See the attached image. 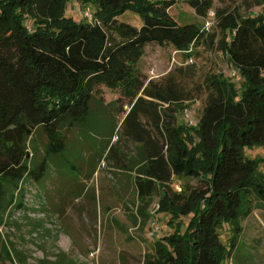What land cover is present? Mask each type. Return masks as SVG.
<instances>
[{
  "label": "trees",
  "instance_id": "1",
  "mask_svg": "<svg viewBox=\"0 0 264 264\" xmlns=\"http://www.w3.org/2000/svg\"><path fill=\"white\" fill-rule=\"evenodd\" d=\"M69 1L0 0V227L27 208L23 184L45 179L50 156L61 159L57 164L64 160L68 132L76 128L84 140L92 129L96 159L113 157L135 174L144 220L158 196L157 214H165L172 229L154 238L143 264H224L243 221L264 212V157L245 154L264 147L263 15L240 5L217 7L214 0H78L95 11L93 21H77L67 14ZM178 2L200 20L180 22L170 12ZM129 9L141 14V26L119 20ZM151 43L172 45L190 59L202 50L222 53L239 68L242 90L216 69L192 86L185 84L190 66L148 78L139 61ZM109 90L116 96L107 100ZM198 97L203 107L189 125L182 113ZM121 133L137 144L129 160L113 141ZM42 136L44 155L36 158ZM176 177L188 179L181 190ZM225 224L232 230L229 246L221 234ZM3 247L1 264L25 262L15 248Z\"/></svg>",
  "mask_w": 264,
  "mask_h": 264
},
{
  "label": "rangeland",
  "instance_id": "2",
  "mask_svg": "<svg viewBox=\"0 0 264 264\" xmlns=\"http://www.w3.org/2000/svg\"><path fill=\"white\" fill-rule=\"evenodd\" d=\"M214 1L217 7L240 5L243 11L248 10L247 13L264 17V5L248 8L244 0ZM87 9L95 11L92 3L70 0L67 14L77 21L88 20L85 16ZM170 12L182 23L200 20L185 2H178ZM119 20L137 27L143 23L141 14L131 9L122 13ZM180 65L194 69L185 81L188 86H192L206 71L216 69L242 90L239 68L230 65L222 53L202 50L201 56L190 59L176 52L172 45L151 43L139 61L144 74L154 79L166 76ZM234 69L239 71L237 75L233 74ZM115 96L109 90L106 99ZM187 103L194 118L198 119L203 107L201 98ZM97 111L94 117L101 116ZM109 130L106 127V131ZM76 131L74 128L68 132L72 141L63 154L64 160L57 164L55 162L61 159L50 156L45 179L41 182L31 179L23 184L27 208L14 211L8 222L0 227V256L4 251L3 245H7L12 251L15 248L19 256L27 257L22 264H51V261L59 259L65 262L73 260V264H143L145 254L153 248L154 238L172 231L163 213L154 215L158 196L146 210L148 219L144 220L139 213L143 201L137 196L132 174L119 167L113 157L103 155L96 159L95 151L99 150V144L95 131L87 129L84 140ZM116 136L113 141H119L117 153L126 156V160L133 158L136 142L123 133L119 139ZM74 140H77L76 145ZM46 141L47 137L40 138L36 158L44 155L43 143ZM245 154L251 158H262L264 147L246 148ZM261 168L264 170V162ZM187 181V178L174 179L175 186L182 183L181 188ZM190 182L198 183L197 179ZM242 224L244 230L238 245L224 264H264V212L256 210ZM230 227L225 224L221 228L222 239L227 246L232 233Z\"/></svg>",
  "mask_w": 264,
  "mask_h": 264
},
{
  "label": "built area",
  "instance_id": "3",
  "mask_svg": "<svg viewBox=\"0 0 264 264\" xmlns=\"http://www.w3.org/2000/svg\"><path fill=\"white\" fill-rule=\"evenodd\" d=\"M210 15L213 16L214 15V12L211 11L210 12ZM85 16L86 18L89 20V21H93L94 20V13L90 10V9H87L85 11ZM214 21L213 19H208L206 21V25L207 27H211L213 25ZM239 73V71H237L236 69L233 70V74L237 75ZM183 118L184 120H186L189 125H195L198 121V119H195L194 118V115H193V112L191 110V107H185L184 110H183ZM181 182L177 183L176 187L179 188L181 190ZM159 209V204L157 203L156 206H155V209H154V215L157 214V211ZM157 228L159 229V225L157 226Z\"/></svg>",
  "mask_w": 264,
  "mask_h": 264
},
{
  "label": "crops",
  "instance_id": "4",
  "mask_svg": "<svg viewBox=\"0 0 264 264\" xmlns=\"http://www.w3.org/2000/svg\"><path fill=\"white\" fill-rule=\"evenodd\" d=\"M131 174H132V177H133V183H134V176H135V174L134 173H132V172H130ZM137 196H138V192H137ZM79 197H80V193H79ZM76 198H77V196H76ZM138 198H140L139 196H138ZM142 200V199H141ZM143 204H144V201H143ZM142 204V205H143ZM139 209H141V208H139ZM165 215V214H164ZM166 216V215H165Z\"/></svg>",
  "mask_w": 264,
  "mask_h": 264
}]
</instances>
